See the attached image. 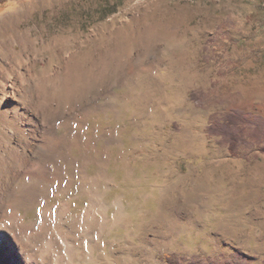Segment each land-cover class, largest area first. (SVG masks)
I'll use <instances>...</instances> for the list:
<instances>
[{
    "label": "rangeland",
    "instance_id": "rangeland-1",
    "mask_svg": "<svg viewBox=\"0 0 264 264\" xmlns=\"http://www.w3.org/2000/svg\"><path fill=\"white\" fill-rule=\"evenodd\" d=\"M23 71L67 114L43 129L35 182L10 192L35 264L51 230L37 231L39 209L67 201L77 219L87 204L85 159L106 216L123 218L100 237L94 221L89 249L72 220L74 264H264V142L232 155L208 131L231 112L264 131V0H0V96ZM53 165L75 182L45 203ZM55 240L46 264L64 253Z\"/></svg>",
    "mask_w": 264,
    "mask_h": 264
},
{
    "label": "bare ground",
    "instance_id": "bare-ground-1",
    "mask_svg": "<svg viewBox=\"0 0 264 264\" xmlns=\"http://www.w3.org/2000/svg\"><path fill=\"white\" fill-rule=\"evenodd\" d=\"M19 79L26 81V84L22 85ZM38 92L40 102L36 98ZM53 93V85L44 80L42 76L32 80L29 73L23 71L18 74L17 78L11 80L5 97L0 96V264H35L33 256L25 254L23 247L17 245L16 231H20L25 224L24 217L19 211V203L10 198V192L14 188L21 190L22 184L18 183H21L22 177L27 182H35V178L29 175V163L33 159L38 143L43 140V129L54 126L59 120L67 117L63 104L56 99ZM89 162V159L82 160L76 168L79 174L76 179L80 186V194L88 199L79 218L76 219L69 215L70 208L67 201H63L60 205L59 213L49 207H39L40 222L37 223V231L41 232L47 226L51 229L41 251L42 262L39 264H46L45 258L53 250L55 239H58L63 246L65 260L63 254H58L54 258V264H74L76 262L78 249L76 250L77 247L75 248L71 240L73 229L68 227L72 220L76 221L78 245L89 249L94 221L98 222L100 234L96 236L100 237L108 225L114 226L123 218L122 212L114 215V220L106 216L103 201L99 200L100 195L97 192L101 175H95L92 178L87 175ZM71 169V166L61 169L53 165L50 170L51 181L48 183L53 195L46 192L47 194L42 199L43 202H48L51 197L58 200L73 188L75 178ZM90 263L87 257L83 264Z\"/></svg>",
    "mask_w": 264,
    "mask_h": 264
},
{
    "label": "trees",
    "instance_id": "trees-1",
    "mask_svg": "<svg viewBox=\"0 0 264 264\" xmlns=\"http://www.w3.org/2000/svg\"><path fill=\"white\" fill-rule=\"evenodd\" d=\"M247 130H250V132L247 133ZM208 131L212 135L222 136L226 140L229 152L232 155H236L239 144L241 142L245 143L246 139L256 145L260 144V142H264V131L255 126L252 121H248L244 118L243 114L239 112H231L225 115L221 120L211 118ZM165 260L171 264L176 263L170 256H165ZM190 264L197 263L190 262Z\"/></svg>",
    "mask_w": 264,
    "mask_h": 264
}]
</instances>
